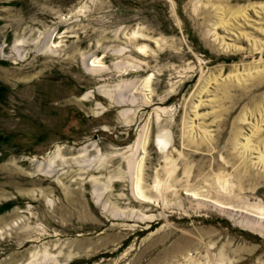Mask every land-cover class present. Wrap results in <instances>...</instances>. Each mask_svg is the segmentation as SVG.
<instances>
[{"label":"rangeland","instance_id":"obj_1","mask_svg":"<svg viewBox=\"0 0 264 264\" xmlns=\"http://www.w3.org/2000/svg\"><path fill=\"white\" fill-rule=\"evenodd\" d=\"M0 264H264V0H0Z\"/></svg>","mask_w":264,"mask_h":264},{"label":"bare ground","instance_id":"obj_2","mask_svg":"<svg viewBox=\"0 0 264 264\" xmlns=\"http://www.w3.org/2000/svg\"><path fill=\"white\" fill-rule=\"evenodd\" d=\"M86 97V96H85ZM141 180V178L138 179V182H137V189L140 190V186H139V181ZM57 260V259H56Z\"/></svg>","mask_w":264,"mask_h":264}]
</instances>
